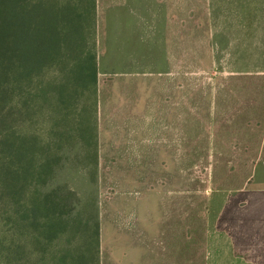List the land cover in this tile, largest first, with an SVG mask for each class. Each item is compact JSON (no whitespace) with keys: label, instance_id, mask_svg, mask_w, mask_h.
<instances>
[{"label":"rangeland","instance_id":"rangeland-1","mask_svg":"<svg viewBox=\"0 0 264 264\" xmlns=\"http://www.w3.org/2000/svg\"><path fill=\"white\" fill-rule=\"evenodd\" d=\"M56 1L86 8L96 41L90 142L0 197V264L66 249L69 263L264 264V225L251 241L246 222L264 209V0ZM28 122L48 138L42 112ZM56 189L48 219L65 230L50 239L40 204Z\"/></svg>","mask_w":264,"mask_h":264},{"label":"trees","instance_id":"trees-1","mask_svg":"<svg viewBox=\"0 0 264 264\" xmlns=\"http://www.w3.org/2000/svg\"><path fill=\"white\" fill-rule=\"evenodd\" d=\"M93 13L95 21V7ZM86 16V8L79 12L70 1L0 0V197L18 202L28 175L39 185L45 183L46 172L77 159L72 155L77 143L90 142L91 127L86 121L92 103L84 89L97 90L98 54L96 41L94 48L89 47ZM79 103L83 104L77 110ZM33 112H42L49 122L45 141L29 133ZM42 149L44 153L32 172L33 154ZM12 163L14 169L9 168ZM57 191L49 192L40 204L45 207L44 228L48 231L44 230L50 239L59 228V233L65 230L63 221L48 219L58 205L50 194ZM38 209L41 211L36 203V213ZM17 212L21 214L17 221L21 230L28 223L23 224L26 216ZM68 254L71 251L67 249L59 252L53 264H84V260L67 262ZM20 262L26 264L23 259Z\"/></svg>","mask_w":264,"mask_h":264},{"label":"crops","instance_id":"crops-1","mask_svg":"<svg viewBox=\"0 0 264 264\" xmlns=\"http://www.w3.org/2000/svg\"><path fill=\"white\" fill-rule=\"evenodd\" d=\"M153 145V144H152ZM250 213L248 214V218L246 220L247 222V237L251 240V241H255L257 239L253 238V233L255 232V228H256V224H261L264 225V209L261 210H257L255 213V210L252 209L249 211ZM256 217V218H255ZM264 241V240H262ZM259 244H254L253 246H258ZM262 246H264V244H262Z\"/></svg>","mask_w":264,"mask_h":264}]
</instances>
